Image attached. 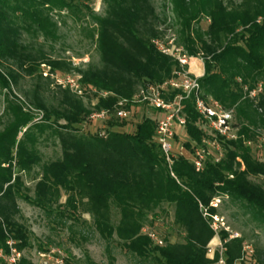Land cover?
I'll return each mask as SVG.
<instances>
[{
    "label": "trees",
    "instance_id": "obj_1",
    "mask_svg": "<svg viewBox=\"0 0 264 264\" xmlns=\"http://www.w3.org/2000/svg\"><path fill=\"white\" fill-rule=\"evenodd\" d=\"M103 2L104 14L93 16L95 26L91 30L102 65L89 64L82 69L48 54L41 45L24 41L26 34L37 41L41 37L58 41L53 13L80 11L79 0H0V87L9 91L5 112L11 118L0 132V217L20 249L30 245L29 230L14 217L15 197L23 181L19 175L13 178V163L19 172L40 166L34 199L26 196L28 201L50 208L64 191L71 214L76 213L79 203L86 206L100 235L107 241L118 239L140 264H215L218 254L209 258L208 244L217 233L211 226L212 218L204 216V208L217 214L210 206L213 198L237 199L264 223V185L251 180H264V160L256 158L250 146L258 137L257 130L264 128V0H171L181 26L178 47L191 57L204 55L205 71L200 77L204 98L219 101L242 120L240 125L235 123L240 128L238 138L228 140L211 129L210 134L194 101H185L188 140L183 145L194 152L204 139L216 138L221 147V158L217 161L218 151L212 150L201 170L183 157L168 165L153 138L160 115L154 109L156 113L144 116L134 132L116 130L114 126H124L128 119L114 118L116 122L109 123L114 128L108 127L106 137L97 132L80 133L78 125L95 108H113L119 98L132 99L139 86L164 83L180 68L179 62L155 43L161 30L152 0ZM203 18L208 19L206 27L201 25ZM43 67H49L51 74L78 71L85 94L95 96L97 89L113 95L100 97L91 108L69 88L59 85V105L50 107L36 87L31 101L38 112L27 110L13 93V86L18 85L21 71L43 79ZM259 85L262 90L257 98L250 97L249 92ZM140 105L129 107L132 110ZM47 130L46 139L56 137L62 154L42 163L37 145ZM163 204L174 208V224L185 236L181 242L164 238L165 244L160 246L142 228L148 215ZM113 206L120 213L116 224L112 221ZM220 236L226 263L245 264L244 239L230 238L226 230ZM6 240L0 223V246L8 251ZM0 264L5 263L0 259ZM19 264L33 263L22 258ZM256 264L264 261L257 259Z\"/></svg>",
    "mask_w": 264,
    "mask_h": 264
},
{
    "label": "rangeland",
    "instance_id": "obj_2",
    "mask_svg": "<svg viewBox=\"0 0 264 264\" xmlns=\"http://www.w3.org/2000/svg\"><path fill=\"white\" fill-rule=\"evenodd\" d=\"M240 1L234 0L235 3H240ZM152 2L159 16L158 27L161 30V36L157 39V43L163 44L171 51L175 50L177 46H181L179 42L181 26L176 21L171 0H152ZM79 4L80 11L74 13L68 11L53 13V20L58 24V34L60 36L58 41H44L42 37L37 41L33 36L27 34L24 35V41H32L37 47L41 45L48 54L72 62L74 68L85 69L89 64L101 66L100 52L91 30L95 26L93 16L104 14V2L103 0H79ZM207 22L208 19L203 18L201 25L206 27ZM203 56L201 54L196 57L202 64H204ZM190 65L191 68H195L194 61H191ZM2 70L5 71V68L2 67ZM43 71L48 74H43V79L38 76H29L21 71L18 85L13 86V93L17 96L19 102L27 110L35 113L38 110L32 104L31 95L36 87H39L46 103L50 107H57L59 105L61 86L57 78L61 79L62 76L78 74V71L51 74L49 67H43ZM48 78L50 80H47ZM139 88L140 86L137 88V92ZM26 92L30 94L27 95ZM8 93L7 89L0 87V132L5 130L11 120L5 112L6 95ZM84 95L81 98L85 104L94 108L97 98L90 93ZM155 113L150 107L140 105L132 109L131 115L124 126L114 127L116 130L134 132L137 123L144 116H152ZM39 115L41 117L43 115L40 110ZM114 118L118 119L113 115L110 120L103 124L97 120L95 121V118L90 116L82 124L78 125V128L80 133L95 134L97 128L100 129L102 125L110 127L109 123L116 122ZM241 121L236 117L233 110V122L240 125ZM114 127L111 126V128ZM206 128L212 134L208 125ZM257 131L258 137L250 142V146L252 147L253 155L260 160H264V128L260 127ZM49 133L50 130H47L37 145L42 163L58 159L62 154L60 143L56 137L46 139ZM22 134L23 132L20 133L18 139L22 137ZM185 134L183 133L179 141L177 139L175 143L179 146L184 144L188 140ZM189 151L192 152L188 148ZM210 151L212 152V148ZM15 152L16 147L14 148V154ZM3 166L8 167L10 165L3 164ZM40 169V166H36L31 172H19L20 170L17 168L16 163H13V171L15 173L13 178L19 175L23 181V187L15 197L16 208L14 217L17 222L23 224L29 230L30 245L20 249L18 247L19 243L10 237L3 219L0 217V223L3 224L7 236L8 251H5L0 246V259L5 264H11L13 257H16L17 264L22 258L28 259L33 264H55L58 257L63 258V264H89V262L94 264L141 263L139 258L124 248L118 239L107 241L100 235L95 227L94 217L88 212L86 206L79 203L76 213L71 214L69 206L66 204L67 195L64 191H62L60 200L57 203L60 207L54 204L50 208H44L35 201H28L25 198L26 196L34 199L36 176ZM251 180L264 185L262 177H251ZM7 186V184L4 185V190ZM1 195L2 193H0V198ZM2 205H7L5 200L2 201ZM216 209L219 217L223 218V224L221 222L218 224L221 227L225 225L226 229L225 227L218 229V234L208 244V251L210 248L211 250H216L215 253L218 254V260L221 256L225 259V250L220 234L222 230H226L231 236L244 239L243 261L245 264H256L257 259L264 261V223H262L261 218L256 219L253 211L243 202L225 196ZM62 211H64L63 215H61ZM111 215L113 223L116 224L120 219V213L114 206L112 207ZM144 228L155 233L163 241L164 238H167L170 242H181L185 236L184 232L175 226L174 208L168 204H163L155 212L150 213L144 222L142 232ZM210 256H213L212 253H210ZM45 261L48 263H45ZM215 264L218 263L216 262ZM236 264H240V261L236 262Z\"/></svg>",
    "mask_w": 264,
    "mask_h": 264
},
{
    "label": "built area",
    "instance_id": "obj_3",
    "mask_svg": "<svg viewBox=\"0 0 264 264\" xmlns=\"http://www.w3.org/2000/svg\"><path fill=\"white\" fill-rule=\"evenodd\" d=\"M159 50L173 56L180 65V68L174 71L173 76L161 84L147 83L141 85L138 92L134 94L132 99L119 98L113 108L98 110L92 112L91 117L95 118V121L102 122L103 124L110 120L114 115L119 119H128L131 115L132 110L130 109L131 104H143L148 106L157 112H159V118L156 124V131L154 135V141L160 146L168 165L171 167L175 160L183 157L191 161L197 170L203 169L204 163L207 157L211 154L210 149L218 151V161L221 156V147L218 140L215 139H204L203 143L195 148L194 152H188V149L182 144H176V140L183 133H186L187 119L185 115L184 103L188 99H192L195 104V108L203 118L207 121L208 126L217 135H220L228 140H235L238 138L240 128L233 122V110L225 108L219 101L213 98H204L203 90L200 83V76H198L191 69V60L193 57L189 56L181 47H176L175 50H169L163 44L157 43ZM184 51V52H183ZM44 75H48L44 72ZM81 75L73 74L62 76L61 79L57 78L59 84L64 88H69L73 93H76L80 97H84L85 90L80 83ZM240 81V79H239ZM262 90V86L249 92V96L257 98L258 93ZM95 106L99 101L100 97L107 98L113 93L100 91L95 89ZM247 91V86H245ZM174 95H172V93ZM108 127L102 125L100 129L97 128L95 132L101 136L106 137ZM178 141V140H177ZM224 196H217L210 202V206L217 208L222 203ZM204 216L211 217V226L218 234V229L222 227L218 224L223 222V218H220L218 214H210L207 208H204ZM223 224V223H222ZM225 224V223H224ZM226 229V227H225ZM144 234L149 235L152 240L158 245H164L163 239L156 236L155 233L149 229L144 228ZM234 238L236 236H231ZM216 250L208 251V257L213 259ZM212 253L213 256H210ZM222 254V252H221ZM11 264H17L16 257H13ZM45 263H48L45 261ZM63 264V258H57L55 264ZM218 264H225L226 260L223 256L217 261Z\"/></svg>",
    "mask_w": 264,
    "mask_h": 264
},
{
    "label": "crops",
    "instance_id": "obj_4",
    "mask_svg": "<svg viewBox=\"0 0 264 264\" xmlns=\"http://www.w3.org/2000/svg\"><path fill=\"white\" fill-rule=\"evenodd\" d=\"M195 63V68H191L198 76H203L204 75V64H202L196 57H193V60Z\"/></svg>",
    "mask_w": 264,
    "mask_h": 264
},
{
    "label": "bare ground",
    "instance_id": "obj_5",
    "mask_svg": "<svg viewBox=\"0 0 264 264\" xmlns=\"http://www.w3.org/2000/svg\"><path fill=\"white\" fill-rule=\"evenodd\" d=\"M193 60V59H192Z\"/></svg>",
    "mask_w": 264,
    "mask_h": 264
}]
</instances>
